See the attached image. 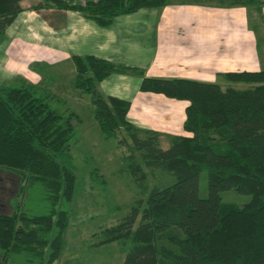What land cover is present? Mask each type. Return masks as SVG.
Masks as SVG:
<instances>
[{
  "label": "trees",
  "instance_id": "obj_1",
  "mask_svg": "<svg viewBox=\"0 0 264 264\" xmlns=\"http://www.w3.org/2000/svg\"><path fill=\"white\" fill-rule=\"evenodd\" d=\"M21 1L0 0V41L23 11ZM170 2L41 0L33 10L76 11L107 27L118 16ZM71 61L73 88L90 97L101 134L106 139L121 136L120 144L130 150L125 169L146 195L120 221L92 234L91 246L118 244L124 253L121 264H264V70L222 74L229 83L246 85L236 89L149 78L141 69L92 56ZM111 74L139 77L142 93L186 101L183 131L189 136H173L163 148L159 133L132 125L127 120L130 102L105 97L97 89ZM73 119L78 122L75 113L65 117L51 108L40 86L0 87V172L19 180L17 194L8 200L11 210L0 203V264H55L59 259L77 183L70 149ZM145 169L160 170L174 183L148 189ZM202 171L207 172L205 198L198 194ZM229 190L250 199L223 203L220 194ZM31 196L36 200L27 206Z\"/></svg>",
  "mask_w": 264,
  "mask_h": 264
},
{
  "label": "crops",
  "instance_id": "obj_2",
  "mask_svg": "<svg viewBox=\"0 0 264 264\" xmlns=\"http://www.w3.org/2000/svg\"><path fill=\"white\" fill-rule=\"evenodd\" d=\"M85 1L74 0L78 4ZM230 1L220 6L205 0L195 4L171 0L163 8L139 9L100 27L79 12L33 10L22 0L23 11L0 41V87L36 85L55 97L66 94L69 86L71 95L83 97L72 86L73 56L141 69L149 78L230 86L222 74L264 70L257 32H264V0H241L240 5ZM251 15L257 18V28L251 24ZM140 84L137 76L111 74L97 89L105 97L130 102L127 120L159 133L161 143L162 139L166 142L163 148L173 136H189L183 131L188 103L142 93Z\"/></svg>",
  "mask_w": 264,
  "mask_h": 264
},
{
  "label": "rangeland",
  "instance_id": "obj_3",
  "mask_svg": "<svg viewBox=\"0 0 264 264\" xmlns=\"http://www.w3.org/2000/svg\"><path fill=\"white\" fill-rule=\"evenodd\" d=\"M26 2L32 9L38 5L33 0ZM251 18V24L257 28V18L255 15H251ZM261 22L264 23V20L261 19ZM257 32L259 52L264 60V32ZM230 86L240 89L246 85ZM69 89L68 86L64 95L54 94V97L53 94H48L51 108L63 113L65 117L73 112L79 119L73 126L71 123L74 119L70 121L73 127L70 149L76 167L77 183L70 205L69 225L64 235L62 252L55 264H121L124 253L118 244L91 246L95 242L91 235L120 221L128 213L133 202L138 199L144 202L146 195L139 193L125 169L124 157L129 155L130 150L125 144H120L118 138L121 139V136L106 139L93 118L90 97L87 94L83 97L73 96ZM82 98L84 101H80ZM165 143L162 139L161 147H164ZM144 172L148 189H162L174 183L173 178L160 170L145 169ZM18 187L19 180L16 176L0 172V203L6 205V212L11 210L8 200L17 194ZM198 194L201 198L207 196L206 171L200 173ZM220 196L223 203L232 204L246 203L250 199L234 190L222 192ZM24 199L25 196L22 195L20 201ZM35 200L36 197H29L27 206H33Z\"/></svg>",
  "mask_w": 264,
  "mask_h": 264
},
{
  "label": "water",
  "instance_id": "obj_4",
  "mask_svg": "<svg viewBox=\"0 0 264 264\" xmlns=\"http://www.w3.org/2000/svg\"><path fill=\"white\" fill-rule=\"evenodd\" d=\"M75 124H76V120L74 119V120L72 121L71 125L73 126V125H75Z\"/></svg>",
  "mask_w": 264,
  "mask_h": 264
},
{
  "label": "built area",
  "instance_id": "obj_5",
  "mask_svg": "<svg viewBox=\"0 0 264 264\" xmlns=\"http://www.w3.org/2000/svg\"><path fill=\"white\" fill-rule=\"evenodd\" d=\"M80 1H83V0H80Z\"/></svg>",
  "mask_w": 264,
  "mask_h": 264
}]
</instances>
